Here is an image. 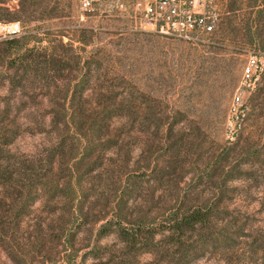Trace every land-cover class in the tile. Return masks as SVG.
Masks as SVG:
<instances>
[{
  "label": "rangeland",
  "instance_id": "1",
  "mask_svg": "<svg viewBox=\"0 0 264 264\" xmlns=\"http://www.w3.org/2000/svg\"><path fill=\"white\" fill-rule=\"evenodd\" d=\"M20 1L7 5L17 9ZM118 2L104 0L81 19L78 0H51L31 21H14L15 38L36 35L29 46L61 39L65 64L56 81L19 67L3 42L9 23H0V182H15L20 162L42 174L53 152L58 178L71 180L84 203L71 238L77 225L67 223L64 200L41 194L31 204V193L9 187L12 195L7 202L2 195L0 206L9 228L7 237L0 228V264H264V96L251 102L256 83L242 79L258 51L230 36L181 39L141 30ZM247 4L240 3L241 13ZM215 43L223 50L215 53ZM237 93L242 105L233 112ZM82 114L105 119L83 128L64 123ZM82 156L86 161L74 168ZM216 160L221 164L210 169ZM123 192L121 216H142L156 230L184 195L192 202L214 198L223 213L180 252L158 234L153 253L138 255L101 229ZM12 199L24 203L20 228Z\"/></svg>",
  "mask_w": 264,
  "mask_h": 264
},
{
  "label": "trees",
  "instance_id": "2",
  "mask_svg": "<svg viewBox=\"0 0 264 264\" xmlns=\"http://www.w3.org/2000/svg\"><path fill=\"white\" fill-rule=\"evenodd\" d=\"M10 0H0V23H13L21 19V21H31L33 13L36 9H43L48 11L51 0H37V1H27L22 0L19 3L17 9H10L7 5ZM245 0H228L226 2L225 10L223 16L220 17L219 24L217 28L208 34L207 36L213 38L215 36H222V40L229 41L232 37V41H239L241 38L243 42L247 45H251L256 48L258 52L254 54L263 57L264 56V0H246L248 2L245 12L241 13L240 3ZM57 6H51L50 11H55ZM36 35L30 33L23 34L22 37L15 38L11 36L4 40L10 49L14 48V55L16 61L20 64L19 67L23 68V71L34 76L49 75L54 81L59 78L56 76L64 69V57L59 53L58 47L62 46L61 39L56 40V44L52 47L50 45L46 46H29V43L33 41ZM39 41V40H36ZM23 42V43H22ZM20 43V44H19ZM15 45V46H14ZM221 44H212L209 47L217 52L223 50L224 46ZM215 52V53H217ZM14 61V62H16ZM88 71L84 74H88ZM264 96V69L260 75L259 80L256 82L255 90L250 95V101L255 102ZM73 100V99H72ZM123 102H121V105ZM120 105V106H121ZM109 115L105 116L108 117ZM71 120H65L64 123L69 125L72 123L77 128H83L85 126L92 127V125H101L104 121V115L91 116L74 115L70 118ZM13 140V139H12ZM11 140V141H12ZM89 141V138H86ZM9 142H5L8 144ZM115 145V144H114ZM58 150V149H57ZM56 150V151H57ZM57 154L51 153L50 160L45 167V171L42 174L38 173V170L33 163L25 165L20 162L19 174L15 178V182L9 181L7 178L6 182L1 184L0 182V206L4 205L8 198L11 197L12 192L9 189H16V191L23 192L27 191L33 196L31 199V204L41 195H48L53 201L64 200V206L67 207V213L70 216L67 223L77 225L76 229L71 232L70 237L74 238L82 223H77L79 217L83 216L84 203L83 201L76 197L77 188L71 182V180H64L63 178H58L56 170L59 164ZM86 161L85 156L78 159V162L73 164V167L77 169V165L84 163ZM92 162H88L86 165H93ZM221 163L219 160L210 163L209 168L214 169ZM89 173L94 171L91 168ZM2 177L0 173V178ZM78 185V184H77ZM10 187V188H9ZM6 190L4 191V189ZM6 195H5V193ZM6 202L3 204L2 200L4 197ZM76 197V198H75ZM21 199V195H20ZM20 199L13 200V206L16 205V211L14 212V219L16 220L17 228L21 227L23 222V204H20ZM124 199V192L119 195L115 204L116 207L113 208L112 213L108 216L106 223L101 226V229L105 230L104 233H116L120 239L126 244V248L129 251L135 252L138 255L142 252L150 253L153 251L150 245L156 246L158 242L156 236L158 234L163 235L167 238L169 249L173 252H180L184 243L197 240L201 233L205 230H210L214 226V219L217 213H223L222 210L218 209L216 201L214 198H199L195 199L193 202L191 199L184 195L180 200L175 201L171 211L164 220V226L161 230H156L154 228H148L142 222V216L137 218H128L127 216H121V203ZM59 210V206L54 208ZM56 221H62V219H57ZM58 222V224H59ZM0 228L5 233L7 237L8 227L6 222L0 219ZM210 232V231H208ZM209 237V236H207ZM10 238L8 237V240ZM209 240V239H208ZM207 242V241H206ZM213 244V242H210ZM72 247V246H71ZM157 250V249H156ZM153 253V252H152ZM69 264H83L81 262H68ZM96 264H109L107 261H100Z\"/></svg>",
  "mask_w": 264,
  "mask_h": 264
},
{
  "label": "built area",
  "instance_id": "3",
  "mask_svg": "<svg viewBox=\"0 0 264 264\" xmlns=\"http://www.w3.org/2000/svg\"><path fill=\"white\" fill-rule=\"evenodd\" d=\"M104 0H78L80 18L99 9ZM119 0H116L118 2ZM119 3V2H118ZM221 0H122L119 7L126 11L139 29L181 39H197L213 32L220 20ZM4 36L20 32L18 22L3 26ZM264 69L261 56L252 54L242 71V79L255 84ZM240 94L233 96L230 110L242 105Z\"/></svg>",
  "mask_w": 264,
  "mask_h": 264
}]
</instances>
